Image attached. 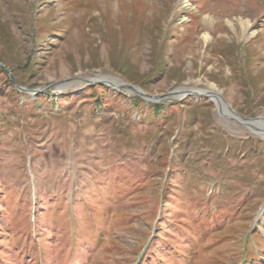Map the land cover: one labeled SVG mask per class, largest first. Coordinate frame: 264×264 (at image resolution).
<instances>
[{
  "label": "rangeland",
  "instance_id": "obj_1",
  "mask_svg": "<svg viewBox=\"0 0 264 264\" xmlns=\"http://www.w3.org/2000/svg\"><path fill=\"white\" fill-rule=\"evenodd\" d=\"M211 87L264 115V0H0V264H264V137Z\"/></svg>",
  "mask_w": 264,
  "mask_h": 264
},
{
  "label": "water",
  "instance_id": "obj_2",
  "mask_svg": "<svg viewBox=\"0 0 264 264\" xmlns=\"http://www.w3.org/2000/svg\"><path fill=\"white\" fill-rule=\"evenodd\" d=\"M91 81L92 82H96L98 80H94L93 79ZM103 82L106 83L108 81L103 80ZM109 83L112 84V85H114V86H117V84L114 83V82H109ZM122 86L125 87V88H127V89L132 90L133 92H135L139 96L144 97L147 100H151V101H158V100L167 98V97L172 96V95L179 96V95H183V94L185 95L186 94V91L185 90H174V91H171V92H169V93H167L166 95H163V96H153V95H150V94L144 92L141 88H138V87H136L135 85H132V84L124 83V84H122ZM19 88H21V87H19ZM23 90H26V89H23ZM221 97L224 100V103L226 104V108L232 114V116L230 117V120H233V121H235V122H237L239 124H242L244 126H251L254 121H258L260 123V125L257 126V127H261V128L264 129V115H260V116L255 117V118H245V117H242L241 115H239L238 113H236L232 109V107L230 106V104H228V102H226V100L224 99L223 96H221Z\"/></svg>",
  "mask_w": 264,
  "mask_h": 264
},
{
  "label": "bare ground",
  "instance_id": "obj_3",
  "mask_svg": "<svg viewBox=\"0 0 264 264\" xmlns=\"http://www.w3.org/2000/svg\"><path fill=\"white\" fill-rule=\"evenodd\" d=\"M249 28V23L244 22V30L247 31ZM208 38V37H207ZM68 84H65V86ZM210 93V97L213 99V101L216 103L220 114L225 118V119H230V117L232 116L231 112L226 108V104L224 103V100L222 99V95L220 92L216 91L214 87H211L208 89V91ZM221 95V96H220ZM180 97H184L183 95H179ZM260 123L258 121H254L253 124L251 126H247L248 129L255 133L256 135H260L264 137V129L261 127H257L259 126Z\"/></svg>",
  "mask_w": 264,
  "mask_h": 264
}]
</instances>
